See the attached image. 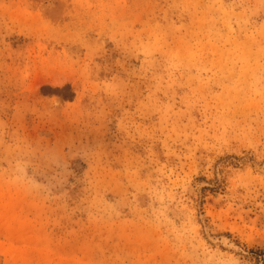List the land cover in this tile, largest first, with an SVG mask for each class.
Instances as JSON below:
<instances>
[{
    "label": "rangeland",
    "instance_id": "1",
    "mask_svg": "<svg viewBox=\"0 0 264 264\" xmlns=\"http://www.w3.org/2000/svg\"><path fill=\"white\" fill-rule=\"evenodd\" d=\"M0 264H264V0H0Z\"/></svg>",
    "mask_w": 264,
    "mask_h": 264
}]
</instances>
